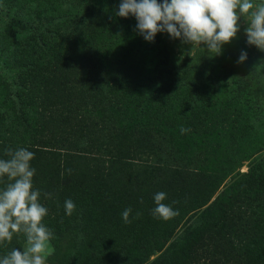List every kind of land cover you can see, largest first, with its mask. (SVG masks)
<instances>
[{
  "label": "trees",
  "instance_id": "obj_1",
  "mask_svg": "<svg viewBox=\"0 0 264 264\" xmlns=\"http://www.w3.org/2000/svg\"><path fill=\"white\" fill-rule=\"evenodd\" d=\"M120 3L0 0V159L35 154L42 223L53 247L68 243L56 264H264L255 70L175 63L115 15ZM158 192L177 216L153 217ZM25 242L14 234L0 258Z\"/></svg>",
  "mask_w": 264,
  "mask_h": 264
},
{
  "label": "clouds",
  "instance_id": "obj_2",
  "mask_svg": "<svg viewBox=\"0 0 264 264\" xmlns=\"http://www.w3.org/2000/svg\"><path fill=\"white\" fill-rule=\"evenodd\" d=\"M115 15L135 17L138 34L148 42H154L157 33H167L172 39H180L191 49L207 50L209 58L222 54L223 46L236 38L243 19L247 44L264 52V0H121ZM205 47H201V45ZM247 53L241 52L237 63H243ZM264 61V60H262ZM190 131L180 127L181 134ZM8 159H0V182L8 183L0 190V245L10 243L14 234L23 233L26 247L23 251L12 249L2 258L0 264H47L51 255L49 243L53 231L42 223L48 209L39 202L41 192L33 188L36 169L31 166L35 154L27 148L7 150ZM71 172V170H69ZM46 198L51 193H44ZM165 192H158L153 199L152 215L167 221L177 216L178 210L163 203ZM142 202V201H141ZM175 203V202H173ZM65 214L71 216L76 209L71 199L64 202ZM132 208L122 213L125 224ZM141 213L137 212L135 218Z\"/></svg>",
  "mask_w": 264,
  "mask_h": 264
},
{
  "label": "rangeland",
  "instance_id": "obj_3",
  "mask_svg": "<svg viewBox=\"0 0 264 264\" xmlns=\"http://www.w3.org/2000/svg\"><path fill=\"white\" fill-rule=\"evenodd\" d=\"M163 0H158V3H162ZM241 29L237 33L230 43L223 46L222 54L209 58V53L202 48L191 49L190 45L182 44L180 39H172L169 34L157 33L154 39V44H159L163 49L169 60L180 63L182 66L188 67L190 70H198L201 72H211L219 70H228L230 62L233 57L239 59L241 52L247 53V59L243 62V65H249L255 70L256 76H258L259 84L264 90V52H261L255 46H249L247 44V37L244 33L245 23L243 19L240 20ZM201 47H205L203 44ZM257 159L264 158V149L257 154ZM247 170L246 163L241 167L240 171L245 172ZM68 243L62 241L57 246L53 247L51 242L49 243V251L51 255L47 258V264H56L61 253L67 249ZM26 247V242L22 244V251ZM159 255V254H158ZM152 257L151 259H153Z\"/></svg>",
  "mask_w": 264,
  "mask_h": 264
}]
</instances>
